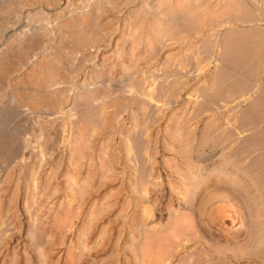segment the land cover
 <instances>
[{
	"label": "rangeland",
	"instance_id": "obj_1",
	"mask_svg": "<svg viewBox=\"0 0 264 264\" xmlns=\"http://www.w3.org/2000/svg\"><path fill=\"white\" fill-rule=\"evenodd\" d=\"M0 264H264V0H0Z\"/></svg>",
	"mask_w": 264,
	"mask_h": 264
}]
</instances>
